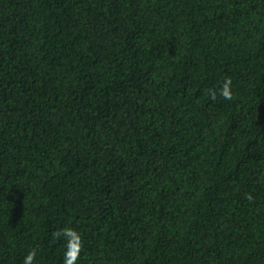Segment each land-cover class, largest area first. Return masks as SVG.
<instances>
[{
    "label": "trees",
    "instance_id": "1",
    "mask_svg": "<svg viewBox=\"0 0 264 264\" xmlns=\"http://www.w3.org/2000/svg\"><path fill=\"white\" fill-rule=\"evenodd\" d=\"M72 245L264 264V0H0V264Z\"/></svg>",
    "mask_w": 264,
    "mask_h": 264
},
{
    "label": "clouds",
    "instance_id": "2",
    "mask_svg": "<svg viewBox=\"0 0 264 264\" xmlns=\"http://www.w3.org/2000/svg\"><path fill=\"white\" fill-rule=\"evenodd\" d=\"M230 84H231V80L226 79L219 90V94L223 96L225 99H229L231 97V91L229 87ZM214 95L215 93H213V96ZM61 234L72 236L73 239L76 240L79 239L78 234L72 231L71 229H64L62 230V233H56V235L58 236ZM70 248L71 250L65 254V264H73L77 256L76 246L72 245L70 246ZM35 255H36L35 250L29 251L28 254L24 257L23 264H32Z\"/></svg>",
    "mask_w": 264,
    "mask_h": 264
}]
</instances>
